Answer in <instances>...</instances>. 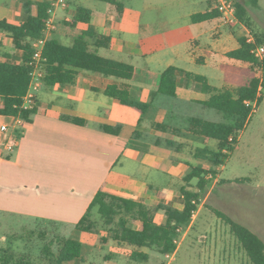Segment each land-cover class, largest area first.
<instances>
[{"label": "trees", "instance_id": "obj_1", "mask_svg": "<svg viewBox=\"0 0 264 264\" xmlns=\"http://www.w3.org/2000/svg\"><path fill=\"white\" fill-rule=\"evenodd\" d=\"M116 6L121 13L124 4L119 0H100ZM211 4V0H209ZM248 6L257 7L259 0H247ZM236 18L241 25L251 29L250 18L246 4L234 1ZM33 3L24 4L27 18L24 22L0 20V31L7 33L12 39L15 49L23 51L21 64L10 62L11 55L0 56V99L2 100L1 114L4 116H22L29 121L37 113L21 109L23 99L27 94L31 82L30 65L33 48L32 41L43 38L45 24L49 17L50 4L46 1L36 4L37 12H32ZM194 24L212 20H222L219 11L211 9L206 13H196L192 16ZM92 11L79 6L71 23L62 22L61 26L67 32H73L71 45L64 44L59 38L53 37L47 41L43 52V68L45 73L44 85L48 87L75 85L78 71H88L94 74L116 78L122 82L109 85L103 93L114 98L124 106L130 107L144 115L151 103L133 100L130 85L127 83L134 79L136 68L134 65L104 57L100 50L109 47L111 37L100 34L91 24ZM79 25H87L86 30L77 32ZM255 44L249 43L248 35L238 37L239 47L226 54V57L240 62L245 66L223 64L222 70L225 88H217L209 80L198 74L186 72L177 67H168L159 78L157 94L172 98L177 97L178 75L185 74L188 81H194L198 89L209 95L202 105L214 109L223 115L226 122H214L200 117H182L154 124V129L170 137L160 140L159 145L189 156L198 161L184 177L185 186L181 188L184 200L182 209L169 204L146 205L134 199L124 198L110 194L100 189L93 197L87 211L75 224V230L86 234V240L93 243L108 245L110 241L118 246L132 249L130 259L135 262H146L149 254L143 252L145 248L157 249L162 255L173 254L177 250L175 240L178 230L189 228L192 223L193 212H198L206 191L219 175L221 167L226 163L239 143L240 135L252 117V107L246 101L262 102V77L258 74L264 71V60L256 57L252 50L264 43V36H260L252 29ZM251 34V35H252ZM59 118H66L58 116ZM83 124L82 119H66ZM108 132L118 133L119 129L112 130L105 127ZM190 136L201 141L214 140L216 147H194L189 143H181L174 138ZM227 151V152H225ZM12 154V153H11ZM11 154H6L4 147L0 146V160H9ZM197 180L196 190L189 189L191 182ZM94 211L103 219L108 232L106 236L98 235L99 223L94 220ZM211 211L229 226L231 233L245 252L250 264H264V241L247 226L234 220L222 211L212 208ZM162 218L157 221V217ZM48 230H30L31 235H38L43 240V258L48 264H88L89 257L85 253V245L77 236L66 237L53 235L47 241ZM56 248H53V246ZM99 249H101L99 247ZM114 254L105 257L111 261ZM0 264H35L29 253L16 254L11 248L0 251ZM90 264V263H89Z\"/></svg>", "mask_w": 264, "mask_h": 264}, {"label": "crops", "instance_id": "obj_2", "mask_svg": "<svg viewBox=\"0 0 264 264\" xmlns=\"http://www.w3.org/2000/svg\"><path fill=\"white\" fill-rule=\"evenodd\" d=\"M43 1H46L48 4L51 2V0H0V20L6 19L12 22H24L27 18L24 12V4L26 2L33 3L32 12L35 15L37 12L36 4ZM78 1L83 0H69V6L66 10L59 9L56 11L55 18L58 29L54 32L52 38H59L64 43L63 38L67 40L71 38L72 34H75L63 29L61 23L64 21L71 23L77 8L79 6L86 7ZM119 1L124 4V10L121 13L117 10L116 6L109 3L107 4L110 8L106 15H96L91 8L86 7L92 11L91 24L95 29L99 32V29L102 28L107 33L101 34L111 37L109 47L101 49L100 54L104 57L127 63H130L128 60L136 57L146 59L148 52L142 49L153 47L154 37L149 33L154 30L153 24H142L141 12L128 7L126 5L127 0ZM211 9H214L212 1L209 4V0H206V9L199 13H206ZM215 21L218 20L197 24L213 23ZM87 28V25H79L76 33ZM124 31L136 35L138 42L132 45L131 42L114 35L115 33L117 35V33ZM3 34L5 36H0V45L1 43H11L13 45L10 36L5 32ZM202 38V35L199 34L190 41L192 59L197 64L218 67L223 72L224 83L221 87L217 88H225L229 84L225 82L222 65H245L226 57L228 52L235 50L232 48V50L224 51L226 39H223L222 46L215 44V47H212L204 45ZM214 40L220 41L222 38ZM202 43L205 48L201 46ZM7 54L11 55L10 62L15 64L22 63V50L14 48L11 53H3L0 56H6ZM116 55L125 59H117ZM135 68L134 79L127 82L130 85V89L132 88V81L138 75V69L136 66ZM177 68L189 72L183 68ZM160 75L158 77L155 75L145 76L142 80L140 78L136 80L140 83H145L147 86H152V90L142 88V90L147 91V93H141L143 100H148L150 95L154 96L153 103H151L144 115H141L135 109L122 105L120 101L108 97L103 93L109 85L122 82L116 78L103 77L92 72L79 70L75 85L53 87L52 98H49L46 102L41 99L42 87L38 95L37 113L31 116L30 123L20 137L16 150L11 154V157L13 154H16L15 161L4 158L0 160L1 210H4L3 212L12 210L11 212H16V214L23 213L26 216L43 222L76 224L85 214L93 197L100 189L110 194L134 199L150 206L170 203L175 208L182 209L184 205L183 197L180 194L182 187L175 192L172 190L168 192V189L161 187L151 177L154 170L157 174L166 175L170 179L178 177L180 181L184 182V177L189 171L187 170V166L177 161L178 158L182 157L180 153L165 145H159L160 140H165L166 138L163 133L156 131L153 126L154 124L170 121V118L174 120L179 115V113H169L163 104L160 106L154 104L156 97H159L157 89ZM205 77L209 80L207 76ZM150 81L151 83L148 84ZM263 90L264 81L262 77L261 96ZM208 98L209 95L201 92L194 81H188L184 73L178 75L176 99H180L182 103L185 102L189 105L197 104L204 107L202 102ZM120 105L130 110H125ZM1 107L2 100L0 99V146H3L9 141V133L5 134L1 132V126L6 121V117L1 114ZM148 112H151L150 118L148 119V123L145 124L150 129L149 132L139 129ZM121 113L125 117L118 118L114 116V114L121 115ZM57 115L66 118H59ZM68 118H78L84 122L83 124H77L66 120ZM105 122H113L117 125L112 126ZM105 127L119 130L115 134L114 132L106 131ZM184 137L177 138V141H180L179 139ZM182 140L183 143L186 141L188 143H193L194 141L210 142V140L201 141L187 135ZM91 150L95 151L89 153ZM123 156L133 162L132 168L127 172L123 170L124 164L120 163ZM168 160H174L175 165L169 167ZM23 164L28 165V168L25 171L23 169L22 172L19 171V168H23L21 167ZM149 172L150 176L148 177ZM30 176L34 180H30ZM219 183L216 178L215 184L212 186V194L215 191V186L219 185ZM25 184H31L36 189L33 191L34 194L26 193L27 190L23 189L27 187ZM38 184L44 185L45 195L40 194L39 191L41 189L39 190L40 186ZM68 188L69 190L76 189L84 193L91 192V195L86 197L88 199L83 197V195L81 197L69 195L65 199V197L53 193L47 194L50 190L58 194L62 192L61 190ZM12 191L18 192L19 194L16 193V195L20 196L10 195L9 193ZM177 194H179L180 200L176 198ZM2 198H6L8 204L3 202ZM79 211L80 213L74 218L73 215ZM73 218L75 221H73ZM161 218L162 216L159 215L157 221ZM81 234H83V238H79L85 247L86 243L88 246L95 244L86 240V234Z\"/></svg>", "mask_w": 264, "mask_h": 264}, {"label": "rangeland", "instance_id": "obj_3", "mask_svg": "<svg viewBox=\"0 0 264 264\" xmlns=\"http://www.w3.org/2000/svg\"><path fill=\"white\" fill-rule=\"evenodd\" d=\"M232 1H240L246 4L251 29L261 37L264 36V0H259L257 7L248 6L247 0ZM78 2H81L83 6L91 8L96 15H106L110 8L107 3L102 1L83 0ZM126 5L136 11L139 10L141 12L142 24L151 23L154 29L149 32L154 37L153 47L142 49L148 52L147 58L142 59L136 57L128 60L138 69V75L135 80L132 81L131 97L133 100L153 103L154 96L152 97L150 95L148 100H143L141 96V93H147V91L142 90V88L152 90V86H147L145 83H140L136 80L137 78L142 80L145 76L151 75L158 77V75L162 74L170 66H177L189 72L207 76L213 86L221 87L224 83L223 72L218 67L197 64L192 59L190 41L200 34L203 37L204 45L215 47V44H220L222 46L223 44L221 43L223 39H226L227 41L224 43V51H226L232 50V48H238L237 37L243 35L254 37L251 29L247 28L245 25L239 23L231 25L226 23L223 19L213 23L193 24L191 20L192 14L204 11L206 9V0H127ZM99 32L100 34L107 33V31L104 32L102 28L99 29ZM2 35L5 36V34L0 31V36ZM114 35L121 37V39L125 41L131 42L132 45L138 42L136 35H132L126 31L119 32L117 35L115 33ZM221 38L222 40L220 41L214 40ZM63 40L67 45H71L72 43L71 38L67 40L63 38ZM203 43L201 44L202 47H204ZM259 46H264V43ZM0 49V54L11 53L14 47L11 43H1ZM115 57L117 59H125L117 55ZM262 60H264V57ZM259 76L263 77L264 81V71H260ZM150 83L151 81L148 84ZM53 92V87L43 86L41 99L45 102L48 101L49 98H52L51 94H53ZM205 98L207 97L205 96ZM262 98L261 104L253 112L251 120L241 133L235 151L230 154L228 160L220 169L217 177L220 182L219 185L215 186V191L212 194V186L216 181V179H214L211 187L204 195L199 211L196 213V217L192 218L191 227L182 228L181 233L177 235V250L173 254H170L167 258V255L160 254L155 248L152 250L145 248L142 251L149 254V260L146 262H135L129 257L132 251L131 248L120 247L113 241H110L109 244L105 246H102L100 243L88 246L86 243L85 253L89 257V263L250 264L248 257L231 233L229 226H226L211 209L215 208L222 211L234 220L247 226L264 241V90ZM154 104L158 106L163 104L169 113H179L178 118L181 119L184 116H193L208 121L226 122L223 115L218 111L201 107L197 104L189 105L185 102L182 103L180 99L159 95V97H156ZM121 107L125 110H130L126 107ZM150 113L151 112H148L144 117V122L141 123L139 128L140 130L150 131L147 124H145L148 123ZM114 116L118 118L125 117L122 113L121 115L114 114ZM105 123L112 126L117 125L113 122ZM164 135L165 138L170 137V135ZM174 139L177 140V138ZM182 139H185V137L179 139L181 143H183ZM185 143L187 144L188 141ZM192 144L194 147L209 146L213 148L216 147L217 142L214 140H210L208 143L194 141L190 145ZM93 151L95 150H91L89 153H93ZM180 154L182 157L178 158L177 161L187 166V170L190 169V166L198 163V161L191 159L189 156L185 155L186 157H183L184 154ZM15 158L16 154H13L9 160L15 161ZM120 163L124 164L123 170H126V172L133 166L132 160H129L125 156L122 157ZM168 163L169 167L175 165L174 160H168ZM21 167L23 168H19V171L23 172V169L25 171L28 165L23 164ZM118 167L120 168V166ZM147 176H150V172ZM151 177L156 183L160 184L161 187L168 189V192L169 190L175 192L186 184L180 181L178 177L170 179V177L166 175L155 173L154 170L152 171ZM29 178L30 180H34L32 176ZM25 185L27 187L23 189L27 190V194H31L36 190L31 184ZM190 185L191 186H188L189 189L196 190L197 180H193ZM38 186H40L39 190L41 189V191H39L40 194L45 195L44 185L38 184ZM69 188L61 190L62 192L58 194L50 190L47 194L53 193L63 196L65 199L69 195L75 197H81V195H83L85 198L91 195V192L84 193L76 189L69 190ZM16 193L18 192L12 191L9 194L16 195ZM16 196L19 197L20 195ZM176 198L180 200L179 194H177ZM2 199L3 202L8 204L6 198ZM20 207L22 206L20 205ZM3 211L4 210L0 208V251L2 249L11 248L16 254L29 253L35 264H48V262L43 258V246L45 242L41 240L37 234L32 236L30 230H48L47 241L50 240L53 235L57 234L66 237L74 235L83 238V234L75 230V224L43 222L26 216L23 213L16 214V212H11L12 210ZM79 213L80 211L73 215V217L75 218ZM93 217L94 220L99 223L98 235L106 236L107 234L105 232H108L107 228L109 227L105 225L103 219L100 218L96 211H94ZM74 218L73 221H75ZM99 247L101 249H99ZM53 248H56V246L54 245ZM111 253L115 256H113L111 261H106L105 257L109 256ZM75 264H80V261H77Z\"/></svg>", "mask_w": 264, "mask_h": 264}, {"label": "built area", "instance_id": "obj_4", "mask_svg": "<svg viewBox=\"0 0 264 264\" xmlns=\"http://www.w3.org/2000/svg\"><path fill=\"white\" fill-rule=\"evenodd\" d=\"M214 6V9L219 11L222 15V19L228 24H237L239 23L236 18V8L232 0H211ZM69 6V0H51L50 9L48 11L49 17L45 24V31L43 38L36 39L32 41L31 45L33 48V56L31 60V82L30 87L23 99L21 109L23 111H32L37 107L38 95L42 87L44 86L45 73L43 68V52L45 45L48 40H50L55 31L58 29V24L56 22L55 14L59 9L66 10ZM249 43L255 44V38L249 36ZM252 53L262 59L264 57V46H256ZM245 104L249 107L251 106L252 114L257 109L256 103L246 101ZM6 121L1 126V132L8 134L9 141L3 145L4 150L7 154L13 153L17 146L20 137L23 135L24 130L28 127L29 121L23 118L22 116H5ZM197 212H193L192 218L196 217ZM182 229L178 230L181 233ZM175 243L178 245V240H175ZM167 258L169 255L166 256Z\"/></svg>", "mask_w": 264, "mask_h": 264}]
</instances>
